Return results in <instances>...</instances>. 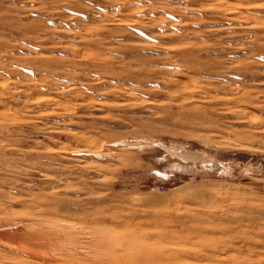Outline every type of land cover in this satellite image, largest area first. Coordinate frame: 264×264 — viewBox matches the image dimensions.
I'll return each mask as SVG.
<instances>
[{"label":"rangeland","instance_id":"1","mask_svg":"<svg viewBox=\"0 0 264 264\" xmlns=\"http://www.w3.org/2000/svg\"><path fill=\"white\" fill-rule=\"evenodd\" d=\"M65 262L264 264V0H0V264Z\"/></svg>","mask_w":264,"mask_h":264},{"label":"bare ground","instance_id":"2","mask_svg":"<svg viewBox=\"0 0 264 264\" xmlns=\"http://www.w3.org/2000/svg\"><path fill=\"white\" fill-rule=\"evenodd\" d=\"M216 6V5H215ZM50 101V100H49ZM79 225V224H78ZM82 227H84V226H82ZM31 230V229H30ZM29 230V231H30ZM33 230V229H32ZM32 230H31V232H32ZM34 231V230H33ZM67 231V230H66ZM80 231V230H79ZM30 232V233H31ZM35 232H37V234L39 233L38 231H35ZM29 233V234H30ZM32 233H34V232H32ZM35 234V233H34ZM33 234V235H34ZM25 236H27V235H25ZM32 236V235H31ZM36 236V235H35ZM58 236V235H57ZM30 237V236H29ZM34 237V236H33ZM35 239V238H34ZM40 239V238H39ZM42 239V238H41ZM57 239V238H56ZM17 240V239H16ZM26 240V239H25ZM28 240V239H27ZM46 240V239H45ZM50 240H52L51 238H50ZM123 240V239H122ZM31 241V240H30ZM58 241V240H57ZM74 241V240H73ZM22 242V241H21ZM29 242V241H28ZM44 242V241H43ZM48 242V241H47ZM49 242H51V241H49ZM23 244V243H22ZM24 244H25V242H24ZM24 244H23V246H24ZM56 244V243H55ZM63 244H64V242H63ZM69 244H71V243H69ZM76 244V243H75ZM27 245V244H26ZM49 245H51L52 246V243L51 244H48V246ZM65 245V244H64ZM74 245V244H73ZM126 245V244H125ZM7 246H11V248H13V249H17L18 247L17 246H15V245H7ZM36 246V245H35ZM67 246V245H66ZM75 246V245H74ZM76 246H78V245H76ZM128 246V245H127ZM15 247V248H14ZM21 248H22V245L20 246ZM80 247V246H79ZM20 248V249H21ZM31 248V247H30ZM78 248V247H77ZM123 248V247H122ZM126 248V247H125ZM66 249V248H65ZM117 249V248H116ZM23 250H25V249H23ZM27 250H29V249H27ZM26 250V251H27ZM103 250V249H102ZM17 251H18V249H17ZM32 251V250H31ZM51 251V250H50ZM106 251V250H105ZM40 252H42V251H40ZM47 252V251H46ZM77 252V251H76ZM121 252V251H120ZM38 253V252H37ZM31 254V253H30ZM34 254V253H33ZM41 255H42V253H41ZM43 255H44V253H43ZM36 256V255H35ZM38 256V255H37ZM46 256V255H45ZM65 256V255H64ZM84 256V255H83ZM51 258V257H50ZM83 258V257H82ZM95 260V259H94ZM50 261V260H49ZM66 263V262H65ZM138 263V262H137ZM141 263V262H140ZM52 264V263H51ZM67 264V263H66Z\"/></svg>","mask_w":264,"mask_h":264}]
</instances>
